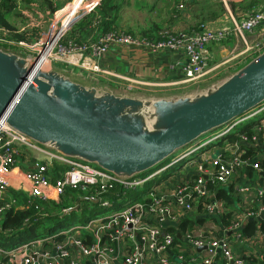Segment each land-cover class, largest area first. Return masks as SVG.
<instances>
[{"label": "built area", "instance_id": "2783aa9c", "mask_svg": "<svg viewBox=\"0 0 264 264\" xmlns=\"http://www.w3.org/2000/svg\"><path fill=\"white\" fill-rule=\"evenodd\" d=\"M72 1L66 0L55 13H64ZM177 1V8L181 10L190 0ZM213 1L222 4L229 15V24L215 26L209 22H200L192 29L178 33L168 27L163 28V31L160 29L157 38L115 30L94 38L89 37L81 44L68 41L65 45L61 41L70 28L58 27V19H55L46 34L50 33L52 27L56 29V39L47 57L50 54L49 61H57L63 67L59 70L65 73H71L67 71L68 67H77L91 73H106L129 80L99 63L102 55L112 47H143L152 51L181 50L186 55V61L181 65L183 76L178 81L163 84L195 82L219 66L210 67V44L229 43L232 56L225 62L240 58L235 65L245 64L264 49V2L232 13L231 4L235 0ZM98 4V0H90L85 5L86 13L94 11L93 7ZM83 15L74 16L73 20ZM46 35H41L33 43L6 39L8 48L0 47L6 50H11L9 47L12 45L25 47L28 52H17L29 58L39 47H42V52L47 47L48 41H44ZM120 87L114 91H129L127 86ZM182 91L185 90L178 92ZM243 120V125L238 126ZM221 128L222 134L214 133ZM248 129H251L250 133ZM233 134L235 138L229 140ZM263 142L264 101L181 148L192 145L193 149L198 147L175 160L176 163L183 160V165L182 162L168 171V165L172 163L177 151L169 160L151 171L121 178L95 163L70 158L52 149L45 150L41 144L0 119V195L10 187L9 182L14 177L24 183V189L18 190H22L30 199L56 200L67 187L79 186L89 190L88 198L96 207L112 208L104 213L92 209L93 214L78 224L30 236L13 246H0V264H250L244 254L235 252L233 244L235 241L241 243L252 240L255 235H259L257 240L264 246L262 230H256L247 238L239 235V229L249 218L256 222L258 219L254 217L264 212V179L261 180L259 176L247 177L243 169L247 164L259 168L257 161L264 157V152L259 151L251 157H242V154L245 147L260 148ZM212 146L214 148L210 149ZM24 148L44 149L47 155L32 162L30 155L24 153ZM196 152L198 155L194 156ZM22 159L28 162L26 166L19 164ZM55 162L65 166L57 169ZM18 164L21 166L17 172L12 171ZM165 167L164 172L156 173ZM55 171L57 175L53 174ZM242 174L247 180L239 182L238 176ZM217 184H232L235 195L231 204L233 222L222 226L224 234L221 235L216 231L214 220L229 212L230 207L224 197L217 195ZM13 204L15 198L3 202L0 210ZM121 204L125 207L119 208ZM70 208L64 209V212ZM177 208L182 209L186 216L197 215L205 220L191 229L180 231L177 227L179 221L173 224L179 216ZM263 222L260 220V224H257L260 229ZM171 225L175 229L170 230ZM231 231L233 237L225 235ZM176 236L181 241L175 242ZM89 237L92 241L88 243L86 239ZM174 248L176 253L171 256L170 251Z\"/></svg>", "mask_w": 264, "mask_h": 264}, {"label": "water", "instance_id": "95a60500", "mask_svg": "<svg viewBox=\"0 0 264 264\" xmlns=\"http://www.w3.org/2000/svg\"><path fill=\"white\" fill-rule=\"evenodd\" d=\"M41 52L28 58L0 47V119L38 144L121 178L157 167L264 101V49L204 88L154 95L42 69Z\"/></svg>", "mask_w": 264, "mask_h": 264}, {"label": "trees", "instance_id": "16d2710c", "mask_svg": "<svg viewBox=\"0 0 264 264\" xmlns=\"http://www.w3.org/2000/svg\"><path fill=\"white\" fill-rule=\"evenodd\" d=\"M31 2L34 0H0V46L8 48V43L6 39L12 40L14 42L24 41L26 43L37 42L42 35V31L36 27H24L21 29H16L15 25L11 23L8 19L12 14H16V9L18 7V2ZM245 6L252 7L262 0H243ZM215 4L218 1H213ZM242 2V1H241ZM37 3L34 7L35 9L40 8L39 6H46L49 10L48 13L53 14L60 7H56L55 0H37ZM120 0H101L97 9L89 14L83 15L77 22L71 25L69 31L66 32V35L62 38V44H67L68 41H72L77 44L85 42L89 37H96L97 35L109 31H115L116 26L114 25L115 14L119 8ZM220 3V2H218ZM208 6L210 8L209 18H215L217 16V9L219 12H224L225 9L221 5L220 8ZM85 5L83 2L80 8ZM216 6V5H214ZM236 4L232 3L231 8L235 9ZM79 8V9H80ZM113 11L115 14L113 15ZM219 14V13H218ZM73 20V18H72ZM202 21V20H201ZM200 21V22H201ZM198 23H196L197 25ZM56 30V29H55ZM149 32L143 31L141 36L157 38V31ZM54 28L48 35L44 37V41H48ZM127 33V32H126ZM133 34L132 32H129ZM94 36V37H93ZM9 47L10 49H15L14 46ZM248 133L251 132V129L247 130ZM259 151L264 152V142L262 147L254 148L251 146L245 147V152L242 154V157L254 156ZM22 156V155H21ZM258 167L254 168L252 165L247 164L243 169L246 172L247 177H257L264 179V157L258 159ZM55 166L58 168H63L65 165L58 164L55 162ZM57 175V171L53 173ZM241 180H247V177H244V174L238 176ZM216 184V183H215ZM233 184V182H232ZM232 184L215 186L217 195L224 197L227 203L229 204L230 210L222 214L219 218L220 223H217V220H214V225L216 226V231L219 235L224 234V231L221 227L232 223V201L234 199V190ZM9 190L6 193L0 195V205L3 202L15 198V204L5 207L0 210V246L9 247L15 245L16 243L21 242L24 239H27L30 236L38 235L42 233L43 230L47 232H52L58 228L63 227L67 221L70 219H79L84 220L91 213L85 214V211L92 212L91 209L96 208L95 203L89 200V190L82 187H67L58 199L51 200H42L38 198L30 199L24 194L22 190L8 188ZM78 202V207L76 209H71L67 212H64V209L72 207ZM92 204H89V203ZM25 204L21 206V204ZM88 208V209H87ZM205 218H200L197 215L188 216L183 218L178 224L177 227L180 231L185 229L193 228L195 224L203 222ZM175 229V226L170 227V230ZM256 222L253 219H250L246 224L239 229V235L243 238H247L250 235L256 232ZM261 230L264 231V222L262 223ZM264 234V233H263ZM92 239L89 237L86 239V242H91ZM181 241L180 237H175V242ZM176 253V248L170 251V255ZM250 264H264V257H258L253 254H244Z\"/></svg>", "mask_w": 264, "mask_h": 264}, {"label": "crops", "instance_id": "0c3cea01", "mask_svg": "<svg viewBox=\"0 0 264 264\" xmlns=\"http://www.w3.org/2000/svg\"><path fill=\"white\" fill-rule=\"evenodd\" d=\"M62 1L64 0H57V2L61 3ZM163 1L164 0H125L124 3L126 5L131 3L136 9H141L145 7L147 12L150 13V16L154 17H158L159 15L161 16L163 11V14L165 15L163 16L164 18H161L158 23L157 21L152 23H147L146 21L144 23L146 28L142 29V32H155V30H158L162 26L172 27V25L175 28L183 30H190L195 27L197 23V20H195L196 18L193 14L195 0H190L189 2H187L184 8L181 10L177 8V0H171V2L167 1L166 6H163ZM212 2L213 0L210 1L211 4ZM155 10H157L156 14ZM114 14L115 12L113 11V15ZM116 16L117 15H115V22L118 21L120 15H118L117 17ZM115 25L117 26V24ZM127 33L131 34L129 32ZM208 48L210 52V67L212 68L219 65L217 69L213 68V70L209 71L208 73H218V76H220L218 78H223L224 76L229 74L230 71H236L240 67L239 66L238 68H236L237 65L235 66L236 69H231L232 67H230V69L228 70L229 72L226 71V69H224L225 71H222L223 69H220L221 66L227 63L225 62L227 59L224 58L225 60H223V57L227 55L228 49H230V45H228V43L220 45L210 44ZM185 61L186 55L181 50L152 51L148 48L143 47L115 46L102 55V57L99 59V63L102 67L108 69L109 71H115L119 74L124 75L125 77H128L129 80L122 77L112 76L106 73H91L89 71H85L77 67H68L67 71H71V73H68L70 74V76H72V78L87 85H97L102 88L111 87L113 90H119V88H121L120 85H122L127 86L129 88L128 92L154 95L171 93V91L174 92L175 90L177 91L180 89H188L190 88V86L193 85V82L163 84L165 82H174L181 79V77L183 76L181 65ZM226 72L228 73L226 74ZM41 146L45 150L51 149L43 145ZM44 149H41V151H39L41 152V157L30 156V160L32 162L41 160L46 154ZM30 150L33 151L32 153H36L38 149ZM31 154H26V156ZM24 161L25 160L22 159V162H19V164L26 166L28 162ZM19 164L18 166H15L12 171L17 172V170L20 168L19 166H21ZM12 180L16 179L12 177ZM177 213L179 216L176 218L177 220L173 224H176L178 221L180 222L183 217L186 216L183 214L182 209L177 208ZM188 216L190 215L187 214L186 217ZM254 218L258 219L256 221V228L257 230L259 229L261 232L260 225L258 226L257 224H260V220H264V212L260 216ZM217 223H220L219 218H217ZM225 235L233 237L232 231ZM257 238H259V235H255L252 240L243 241L241 243L235 241L233 244L235 252L237 254H253L258 257H264V246L257 240Z\"/></svg>", "mask_w": 264, "mask_h": 264}, {"label": "rangeland", "instance_id": "374dc122", "mask_svg": "<svg viewBox=\"0 0 264 264\" xmlns=\"http://www.w3.org/2000/svg\"><path fill=\"white\" fill-rule=\"evenodd\" d=\"M65 1L66 0L62 1V3L56 1L55 2L56 3V7H60L61 8V6H63L65 4ZM89 1L90 0H84L85 5ZM98 1H99V4H100L101 0H98ZM167 1L171 2V0H164L163 1V6H166ZM210 1L211 0H195L194 7H193V12H194L193 14H194V16L196 18L195 20H197V23H200V21L202 20L201 22H209V23H211V24H213L215 26L229 24L230 23V18H229V15H227L228 13H226V11H224V12L220 11L219 12V9H217L218 10L217 12L219 14L217 13V16L215 18H209L211 10H210V8H208L207 5L212 6V4L214 3V2H212V4H211ZM120 2L121 3L119 5V8H118V10H117V12L115 14L117 16L120 15V17L118 18V21L114 23V25L117 24V26L116 25L115 26H116V30H118L119 32H125V33L126 32H132L134 35L140 36L142 34L141 30L146 28V26L144 25V23L146 21H147V23H152V22H155V21H157V23H158L160 21V19L164 18L163 16H165L163 14V11H162L161 16L159 15L160 17L159 16L158 17L150 16V13L147 12L145 7L141 8V9H136V8H134V6L131 3L126 5L124 3L125 0H120ZM262 2H264V0H262ZM233 3H235L236 6H235V9H231L232 13H235L238 9H246V8H248V6H245V2L244 1L239 2V0H235ZM36 4H38L37 0L31 1V2H23V1L20 2L19 1L18 2V7H17V9L15 11L16 14H12L9 17L8 20L15 25L16 29H21V28H24V27L25 28L26 27H32V26L36 27L35 25H37L38 26L37 28H39L42 31V35L43 34L46 35L49 32L50 26H51L52 22L55 21V19H58V27L61 26V21H62L61 17L63 15L62 12H60L58 14H56L54 12L53 14H50V13H48L49 10L44 5L39 6L40 8H38V9H35V7H36L35 5ZM220 4L221 3L216 2L215 4H213V7L220 8L221 7ZM85 5H83L75 13L74 16H79L81 14L86 15V14H89V13L93 12V10H92V11L86 13L87 7H85ZM98 5L93 7L94 10L97 9ZM214 5H216V6H214ZM156 9H158V8H156ZM156 12H157V10H155V14H156ZM80 18H78V19L76 18L77 19L76 21L75 20L71 21L72 23H70L69 26H67V27L71 28V25H73L75 22H77ZM168 27H170L173 30L172 32H175V33L187 31V30L175 28L173 25H172V27L171 26H162L160 29H162L161 31H163L164 30L163 28H168ZM69 28H67L66 30H68ZM7 40H9V39H7ZM223 44H225V43H223ZM216 45H220V44H216ZM11 47H13V46H11ZM14 48L15 49H11V51L24 50V52H28L27 48L22 47V46L21 47L14 46ZM229 51H230V49H228V53H227L226 56L223 57V60L229 59L232 56V54ZM47 60H48V64H47V67H45L44 69H48L50 67H53V68H56V69H62L63 68L62 65H58L57 64V61H54V60L49 61V60H51L50 54L47 57ZM239 60H240V58L229 60L226 64L221 66L220 69H223L222 71H225L224 69H226V71H228L230 69V67L233 68L234 66H236L235 64ZM243 64L244 63H241L239 65L237 64L236 68H238L239 66L241 67ZM228 72H226V74ZM218 77H220V76H218V73L210 72V73L202 76L197 81L193 82L192 83L193 85L190 86V88H188V89H180V90H177V91L173 90V91L174 92H178V91H181V90H190L191 91V90H195L196 88H204L207 85H210L211 83L217 81L219 79ZM258 116H259V114L256 115L255 117L257 118ZM243 123H244V121L239 123L238 126H242ZM211 131L212 130H209L208 132L203 133L202 137H205L206 135L210 134ZM234 135L235 134L231 135L228 139L229 140H233L235 138ZM213 148H214V146H212L210 149H213ZM210 149H208L207 151H209ZM39 151H41V150H37L36 153H32L33 152L32 150L24 148V153H26V154H31L32 153L30 156H34V157H36V156H38V157L40 156L41 157V152H39ZM196 155H198L197 152H196V154L194 156H196ZM194 156L192 158H194ZM170 157L171 156L166 158L163 162L169 160ZM19 162H21V161H19ZM182 162H183V160L177 162L172 167H170L168 169V171L171 170V169H175ZM162 163H160V164H162ZM160 164H158V165H160ZM183 164H184V162L181 165H183ZM151 170L152 169H150L149 171H151ZM238 180H239V182L245 181V180H241L240 178H238ZM9 186H10L9 188H13V189H24V183L18 182L16 180H12V179L9 182ZM8 190L9 189L5 190L4 194ZM89 204H92V203L90 202ZM95 206H96V204H95ZM123 207H125V206L122 205V204L119 206V208H123ZM105 208L96 207L94 209H97V211H99L98 213L108 212V211H110L112 209L110 206L105 207ZM88 213H91L90 215L93 214L92 212L85 211V214H88ZM80 221L81 220H79V219H70L69 218L67 223L61 228L69 227L71 225L78 224ZM61 228H58V229L53 230V231H57V230H59ZM45 233H47V231L43 230L42 233H39L38 235H43ZM24 240H26V239H24Z\"/></svg>", "mask_w": 264, "mask_h": 264}, {"label": "bare ground", "instance_id": "6f19581e", "mask_svg": "<svg viewBox=\"0 0 264 264\" xmlns=\"http://www.w3.org/2000/svg\"><path fill=\"white\" fill-rule=\"evenodd\" d=\"M83 2H84V0H73L67 6V8L63 11L64 13H63V15L61 17V19H62V21H61V27L62 28L69 26L70 22L72 21L73 16L79 10V8H80V6H81V4ZM55 31L56 30H54L52 32V34L50 36V39L47 42V47L42 52V57H41L40 62H39V67L42 68V69H44L45 67H47V64H48L47 55H48V52L50 51V49L52 47V44L54 43V41L56 39V35H55L56 33H55ZM243 121H241V122H243ZM220 130L223 131L222 128H221V129L215 131L214 133L222 134L223 132H220ZM209 136H207L206 138H208ZM196 149H198V147L195 148V149H193V145H192L190 147H185L184 149L180 150L177 154H175L173 156L172 163H170L168 165V167L173 166L176 163L175 160L179 159L183 155H186L188 153H191V152L195 151ZM165 169H166V167L165 168L158 169V171L156 173H162V172L165 171Z\"/></svg>", "mask_w": 264, "mask_h": 264}]
</instances>
